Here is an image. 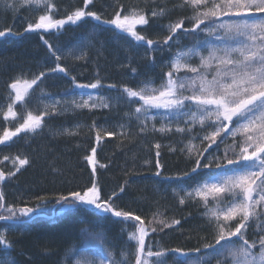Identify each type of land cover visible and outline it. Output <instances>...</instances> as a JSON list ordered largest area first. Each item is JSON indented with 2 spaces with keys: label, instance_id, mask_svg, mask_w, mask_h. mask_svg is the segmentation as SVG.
Masks as SVG:
<instances>
[{
  "label": "trees",
  "instance_id": "trees-1",
  "mask_svg": "<svg viewBox=\"0 0 264 264\" xmlns=\"http://www.w3.org/2000/svg\"><path fill=\"white\" fill-rule=\"evenodd\" d=\"M157 1L165 2V0H92V4L86 10L98 13L102 17L101 20L87 17L76 24H65L59 31L27 32L24 31L27 24L35 23L38 16L43 14V9L32 11L22 7L20 12L14 15L11 7L7 6V2L0 3V30L11 28L13 33H19V35L0 37L1 102L4 101L7 105L11 103L9 93L13 90L9 86L12 82L17 79L21 81L34 79L39 75L42 69L35 63L40 64L44 69H50L56 68L58 62L67 69V73L57 71L56 77L45 75L38 81L25 98L27 110L37 114L36 103L41 98H66L74 91L81 89L77 85L91 84L97 79L101 81L100 86L95 89L87 87L83 89L98 90L110 98L114 96V99L115 97L120 99V103L116 105L111 103L108 108L84 109L79 114L82 122L90 126V129L85 128L86 133L81 140L79 134L58 133L53 126L47 125L49 120L55 123L68 122V120L72 122L71 117H67L66 114H64L65 117H60L61 114L56 110L50 112L48 115L50 119L46 118L42 128L35 133H21L14 137L13 142L4 152L5 144H0V171L5 173V179L0 181L4 205L14 206L16 210L24 207L37 209L36 212L21 216L19 219L0 220V232L5 234V238L11 244L10 251L3 250V246L0 245V255L3 259L11 258L14 264H74L75 259L83 253L96 260L112 259L116 261V264H123L122 254L128 252L127 264H134L131 253L135 250V243L129 241L125 228L121 225V218H116L111 213H103L91 205H78L61 211L64 205L63 201H59L61 195L90 187L93 182L101 188L105 199L113 192L118 194L117 197H113L117 210L131 211L141 217L144 225L149 229L146 241L152 238L157 243L154 249H151L152 251H159L161 248H181L189 253L185 258L178 253L170 252L165 257L167 264H177L183 259L192 261L207 259L205 254L211 250L203 246L215 244L216 236V231L206 215L213 202L209 199L206 207L200 198H189L185 194L188 188L208 179L220 169H200L189 176L183 174L190 172L194 166V157H189L185 145L191 140L197 149L207 148L208 144L206 142L201 144L200 138L208 132L204 133L205 127L202 129L199 124H196L191 132L179 133L173 130L161 133L153 131V127L147 124V131L141 133L139 131L141 121L138 122L130 113L143 102L139 98L127 97L123 91L124 86L139 89L147 81L152 87L160 88L167 79L166 74L172 70L170 42L180 37V39L185 38L192 45L196 41L198 29H194L190 17L173 4L170 8L171 20L175 23L183 20L184 30H178L173 39L164 44L162 41L170 34L168 29L159 32H155L153 28L150 29L153 19L149 17L148 9H144L143 11L149 17V23L144 26V29L148 30L140 34L158 43L148 46L145 41H137L143 46L140 49H144L141 62L136 60L126 62L120 58L119 53L114 52L113 42L124 39V35L132 41L135 39L130 34L121 32L115 26L104 22L112 19L117 11L124 15L127 7H134V4H156ZM53 2L56 4L53 15L57 19L65 18L74 9L84 7V0H54ZM170 2L172 1L169 0ZM207 24H211V21L205 20L202 26ZM45 41L57 50V55L63 52L61 47L70 45L73 50L78 42L82 44V42L93 41L104 44L97 54H95L96 51H90L86 55L89 58L88 61L74 60L71 56L63 58L64 53L59 55L60 60L57 61ZM48 56L55 61L49 60ZM50 62H52L51 65L47 66ZM132 69L136 71L133 72ZM185 73L189 72L187 70L184 73L179 72L174 78H180ZM72 77H75V81ZM110 85L116 87H110ZM125 106L126 109L123 108ZM123 110H128L129 113L126 111L124 114L127 117L124 127L120 124L118 127L115 123L120 121ZM15 111L21 115L25 112V108L18 102ZM169 111L156 108L149 112L165 114ZM13 122L15 121H5L0 114V135L6 129L12 131ZM177 125H172L173 129ZM178 126L187 128L186 124ZM60 127L61 125L58 124L57 129H61ZM97 129L100 130L101 135L99 142L96 140ZM105 132H111L114 135L107 136ZM196 136L198 137L193 139ZM33 139L38 143L39 148L41 146L44 148L48 166L46 171L38 172L32 177L23 176L25 180H20L22 184L30 185L29 191L37 196L36 199L28 203H11L6 195V185L15 181L19 175L18 172L26 170L28 165L20 167L17 171L19 165L15 166L18 161L13 151L18 144L22 143L20 147L26 146L27 141L32 142ZM24 140H26L25 144ZM157 143L161 145L159 149L155 148ZM231 143L230 136H226L222 143L218 138L217 143L213 144L204 155L222 156L225 146ZM93 147L96 148L95 172H93V164L86 159L91 155ZM181 149L185 150L181 151ZM157 151L160 152L159 157L156 156ZM229 156L231 158V153ZM12 158L15 159V163L10 161ZM232 167V165L228 166L229 169ZM8 173H15V175L9 176ZM121 187L124 188L122 193ZM182 196L185 197L184 204L179 203V198ZM39 197L44 199H38ZM38 205L41 207L38 208ZM153 213L166 218L169 222L172 219L180 220V224L171 229L165 228L162 232L152 233L151 227L155 226L150 224ZM7 215L6 207H0V216ZM257 225L264 229V217L249 225L247 231L249 240L258 239L259 235H264V230H259ZM232 227H235V222H232ZM98 233L99 236L96 235ZM223 243L221 241V244ZM196 248H200L201 252H189ZM69 250H73L75 254H68ZM152 259L154 258H149L150 261Z\"/></svg>",
  "mask_w": 264,
  "mask_h": 264
},
{
  "label": "snow or ice",
  "instance_id": "snow-or-ice-1",
  "mask_svg": "<svg viewBox=\"0 0 264 264\" xmlns=\"http://www.w3.org/2000/svg\"><path fill=\"white\" fill-rule=\"evenodd\" d=\"M24 6H34L43 9V14L39 15L35 23H28L25 28L27 31L35 30H61L65 24H76L87 17L101 20L102 17L93 11H87V7L92 4V0H84V7L74 9L65 18L57 19L53 13L56 11V4L53 0H19ZM213 7L207 8L209 0H183V5L190 6L194 15L190 18L193 21V28L199 29L205 20H210L212 27L204 29L209 35H216L217 31L223 33L217 39L225 42L222 45H211L207 56H204L198 47L190 48L187 51L178 52L170 62L171 71L166 76V81L160 88L145 84L139 89L124 86V93L130 98H139L143 103L135 108L134 114L139 119L140 115L148 113L152 109L163 108L174 113L175 118L185 119L187 128L179 127L173 129L171 121L168 124H162L159 129L153 125V131L161 133L172 132L179 133L191 132L196 124L203 129L206 126L214 128L213 131L203 135L201 144H208L207 148L197 149L190 140L185 149L189 157H194L193 167L190 172L183 175L189 176L200 169H220L208 179L199 183L185 195L189 198H200L207 207L209 199L214 203V207L209 208L206 215L216 231L215 244H205V249L211 252L206 253L207 259L192 261L188 259L179 260L177 264H211L215 259L216 264H264V235H259L258 239L249 241L247 239V230L253 221H259L264 217V0H210ZM12 7L14 5H7ZM206 8L207 10H202ZM122 9V6H121ZM166 9L153 10L151 17L164 16ZM230 17L222 23L217 24L216 20L221 17ZM107 24L115 26L121 32L130 34L136 41H145L148 46L157 44V41L147 39L136 31L137 26H144L149 23V17L141 9L130 8L128 14L121 15L117 11L114 17L104 21ZM184 21L168 25L169 35L164 38L162 43L167 44L173 39L178 30L183 31ZM190 31V30H189ZM19 35L13 33L11 28L0 30V37L6 35ZM48 48L52 51L56 60L60 56L56 54L57 50L51 44L45 41ZM84 54L77 57L82 59ZM194 57H199L200 63L192 66L188 61ZM215 65L214 74L209 79V69ZM186 69L193 75L185 78H174L182 70ZM50 71L65 72L67 69L57 63L56 68ZM135 72V69H132ZM46 75L40 72L34 79L23 81L17 79L10 84L14 95L10 94L11 103L7 105V111L0 109L5 121H22L18 123L14 131L5 130L0 135V144L12 141L21 133H35L41 129L45 117L56 111L55 101L52 105H45L39 114L27 110L25 98L29 95V90L37 85ZM75 81V77H72ZM23 84V86H21ZM101 81L97 79L91 84H79L80 88H97ZM110 87H116L110 85ZM185 91H190V95H184ZM93 100L92 96L84 99L81 96V102L75 100L72 104L75 108H96L102 106L108 108L109 104L101 102L89 103ZM20 103L25 112L18 115L15 106ZM194 109V110H193ZM235 118V120H234ZM154 120L155 117H152ZM229 125L233 127L229 128ZM93 127L95 125L93 124ZM123 127V125H121ZM68 131V130H65ZM141 133L147 131V118L141 121L139 129ZM222 133L224 135H222ZM69 134H73L69 132ZM107 136L114 133L105 132ZM226 136L232 138V143L226 145L222 156L207 157L204 155L213 144L220 139L222 143ZM239 137V140H237ZM101 139L100 130H96V140ZM196 139V137H193ZM161 145L157 143L156 149ZM185 149H181L184 151ZM231 153V158L229 154ZM160 156V152H156ZM96 148L91 149V155L86 157L93 164L95 172ZM17 171L20 167L28 164L27 157L21 159L17 156ZM202 161H206L203 162ZM159 166V160L157 159ZM232 165V168H228ZM101 167H104L101 165ZM9 176L15 173H8ZM5 179V173L0 171V181ZM124 188H120L122 193ZM113 192L107 199L104 198L102 190L93 182L90 187L83 188L80 191H71L68 195H61L59 201H63L65 208L91 205L103 213H111L116 218H121L123 222H132L135 230L128 233V239L135 243V250L131 253L134 257V264H167L166 255L170 252L180 254L181 257H187L188 252L181 248L167 249L161 248L159 251H152L150 246L146 245V237L149 236V229L144 225L141 217L131 211L123 209L117 210L113 203V197H117ZM225 198H230L227 204L222 206ZM38 199L43 200V197ZM4 194L0 190V207H6L7 216H0V220L19 219L21 216H28L37 209L24 207L16 210L14 206H5ZM58 201V202H59ZM179 203H185V197L179 198ZM41 207L40 205L37 206ZM235 222V227H232ZM150 224L151 232L164 231L165 228L171 229L180 224V220L172 219L170 222L166 218H161L157 213H153ZM259 230L260 225H257ZM99 236L100 234H96ZM233 238H236L235 240ZM221 241L224 243L221 244ZM0 245L3 250L10 251L11 244L5 238V234L0 232ZM219 245V247H216ZM147 249V250H146ZM189 252L200 253L201 249H191ZM68 254H75L69 250ZM123 264H127L128 252L123 254ZM149 258H154L149 260ZM0 264H14L11 258L0 259ZM74 264H116L112 259H93L86 254L81 253Z\"/></svg>",
  "mask_w": 264,
  "mask_h": 264
},
{
  "label": "rangeland",
  "instance_id": "rangeland-1",
  "mask_svg": "<svg viewBox=\"0 0 264 264\" xmlns=\"http://www.w3.org/2000/svg\"><path fill=\"white\" fill-rule=\"evenodd\" d=\"M54 1V0H53ZM172 2L169 3V0H165V2L162 1H157L156 4H134L135 8L137 9H141V10H147L148 9V15L150 18L153 19V24L152 26H150L149 28L155 31V32H159L162 31L163 29H168V25L171 23H175L173 20H171V15H170V8L171 5H176L178 6V8L180 10H182L186 15H188L190 18L194 15L193 9L190 6L187 5H182L183 0H171ZM8 3V5H14L11 7V9L13 10L14 15H17L22 7H26L27 9H32V11H37L41 8H36L34 6H24L22 5L19 0H0V3ZM217 3L220 2V0H216ZM139 5V6H137ZM213 7L212 3L209 0V3L207 4V8H211ZM130 8L133 7H127V11L125 14H128V11ZM161 8L166 9V14L164 16H157V17H151V12L153 10H159ZM202 10H207L206 8L202 9ZM230 19V17H221L218 21H216L217 24L224 22L225 20ZM145 26V25H144ZM144 26H137L136 31L139 33H144L146 32L148 29H144ZM213 24H207V25H201L200 28L197 31V36H196V41L194 44H190L187 42V40L184 39H180V37H176L174 38L169 46L171 49V54H172V59L171 61L174 59V57L178 54V52L181 51H187L190 48H194V47H198L199 51L204 55L207 56L208 52L210 50V46L211 45H222L225 42L228 43H233L232 41H224L221 39H217L218 36L222 37L223 33L220 31H217L216 35H209V33L207 31H204V29L208 28V27H212ZM146 30V31H144ZM127 35H124V39H120V40H115L113 42V50L114 52L119 53V56L122 60L126 61V62H132L134 60H136L137 62H141V58H143V52L144 49H140L143 48V46L141 44H139L137 41L135 40H131L130 38L126 37ZM85 44V45H84ZM102 42H82V44L80 42L77 43V47L75 49L72 50V48L70 47V45H68V47H61L63 50V52H59L58 55H61L62 53H64V57H70L71 59L74 60H82V61H88L89 58L86 57L87 54H89L90 51H96L95 54H97L103 47ZM1 47V44H0ZM66 48V49H65ZM65 49V50H64ZM81 54L83 55L82 59H77V57L81 56ZM86 57V58H85ZM48 59L52 61H55V59H53L52 57L48 56ZM170 61V62H171ZM192 66H197L200 63L199 57H194L192 58L190 61H188ZM52 62L48 63L47 66L51 65ZM59 63V62H58ZM64 64V62H63ZM35 65L38 68H41L42 71L41 72H45L47 77L50 76H55L56 72H52L50 71L53 68L50 69H44L40 64L35 63ZM46 66V67H47ZM6 67V66H4ZM9 67V66H8ZM48 68V67H47ZM214 70H215V65H213L212 69H209V79H211L212 74H214ZM180 72L184 73L186 72V69H182ZM193 75L192 73H185L183 75L180 76V78H185L187 76H191ZM56 77V76H55ZM32 80V78H30L27 81ZM25 81L24 79H22L21 82ZM145 84H149V81H147ZM144 84V85H145ZM151 85V84H150ZM23 86V84L21 85ZM152 86V85H151ZM13 95V91H11L9 93V95ZM184 95H190L191 92L190 91H185L183 93ZM92 96L93 100L89 101V103H93L96 102L98 105L101 102L104 103H108L109 106L111 103H115L118 104L120 103V99L118 97H109L106 94H102L100 91L95 90V91H91V90H87V89H79L78 91H74L72 94L68 95L66 98L63 97H47V98H41L37 103H36V109H37V114H39V112H41L44 109L45 105H52L55 101H59L60 103L56 105V110L59 111V113L61 115H59L60 117H65L64 114H66L67 117H71L72 118V122H70V120H68V122H51V120H49V123L47 122V125H51L53 126V129L56 130L58 133L62 132L63 134H69V132L73 133V134H79V138L81 140V138L84 137L85 133H86V129H90L89 125H85L82 122V118L81 115H79L81 112H83L84 109H91V110H96V109H100V108H104L102 106H98L96 108H75L72 104V101L75 100L77 103L81 102V96H83L84 99H87L88 96ZM7 106L6 102H1L0 100V109H2L3 111H5ZM124 109H126V106L123 107ZM194 110V109H193ZM127 111V113H129L128 110H123V114L121 115L120 121H123L122 123L120 121H118L117 123H115V125H123L124 127V122L127 119L125 112ZM132 111V110H131ZM52 112L51 108H49V113ZM2 114V113H0ZM71 114V115H68ZM131 116H133V118H135L136 120H138V122L143 121L147 118V124L149 126L155 125L156 128L161 127L162 124H168L169 121H171V125H181V124H186L185 123V119H177L174 116V113L172 111H169L165 114L163 113H152V112H148L144 115H140L139 119H137V115L134 114V111L132 113H130ZM152 117H155V119L153 120ZM48 118L50 119V117L46 116L45 119ZM235 120V118H234ZM83 121H85V119H83ZM19 121H15L13 122L14 124V129H12V131L15 130V127L18 126ZM58 124L61 125V129H57ZM67 125V127H66ZM187 125V124H186ZM63 126V127H62ZM233 127V125H229V128ZM86 128V129H85ZM68 130V131H65ZM85 130V131H84ZM212 130H214L213 127L211 126H206L204 129V133L205 132H211ZM20 135V134H18ZM198 136H196L197 138ZM13 140V139H12ZM32 142H28L26 146H21L22 143L18 144V146H16V150L13 151V155L15 156V158L17 156H19L21 159L27 157L29 163L26 167V170H21L20 172H18L19 175H17V179H15V181H11L6 185V195L8 196V201L12 202H32L34 201L37 196L31 194V191H29L30 189V185H26V184H22V181L20 180H25L23 178V176L29 175V176H33L35 174H37L38 172H41L43 170L46 171V166H48L47 163V157H45V152L44 148L41 146V148H39L40 146L38 145V143L35 141V139L31 140ZM13 141L10 142H6L5 143V147L3 152L8 149L9 144L12 143ZM23 143H26V140L23 141ZM41 145H43V143H41ZM18 147V148H17ZM46 151V150H45ZM48 152V151H46ZM10 161H12V163H15V159H11ZM18 163L16 162L15 166H17ZM44 172V171H43ZM203 182V181H202ZM200 182V183H202ZM199 184V183H198ZM197 184V185H198ZM197 185H194L190 188L187 189L186 192L191 191L194 187H196ZM230 198H225V200L222 202V206L224 204H227ZM47 201V200H46ZM214 203H212V205L210 206V208L214 207ZM124 228H125V232L128 233L131 231L135 230V226L133 223L130 222H123L121 224ZM16 230H20V228H16ZM248 231V230H247ZM8 232V230L6 231ZM247 235V234H246ZM247 239L249 240V237H247ZM255 238H252V240ZM249 240V241H252ZM156 241L149 239L148 241H146V245L150 246L151 249H154L155 245H156ZM0 259H3L2 255H0ZM151 262V261H150ZM211 264H216L215 259H213L211 261Z\"/></svg>",
  "mask_w": 264,
  "mask_h": 264
}]
</instances>
